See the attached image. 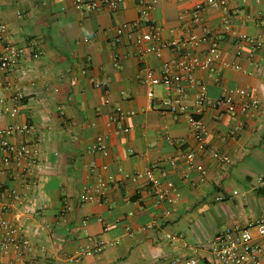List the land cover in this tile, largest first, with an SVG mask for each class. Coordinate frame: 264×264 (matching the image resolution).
<instances>
[{"label": "crops", "instance_id": "crops-1", "mask_svg": "<svg viewBox=\"0 0 264 264\" xmlns=\"http://www.w3.org/2000/svg\"><path fill=\"white\" fill-rule=\"evenodd\" d=\"M156 1L150 15L161 45L191 30L205 33L191 24L195 6L206 0ZM74 2L0 0V38L25 49L11 69L0 67V106H11L18 93L25 96L18 113L3 116L0 130L32 124L34 134L10 141H36L40 147L36 165L24 161L13 167L3 163L0 147V192L8 194L6 202L14 192L21 199L4 215L22 226L28 257L37 264H188L191 259L215 264L211 246L218 235L264 212V47L251 54L245 43L238 58L236 38L223 32L229 20L237 31L264 40V0H226L227 10L209 7L204 13L205 27L225 35L216 70L194 71L208 97L216 100L245 88L260 100L257 112L232 116L224 107L201 115L209 147L231 163L200 149L188 116L168 111L165 86H156L151 99L143 83L145 67L162 76L166 62L182 56L203 60L210 43L183 52L163 47L140 57L128 39L115 41L119 25L139 19L140 1L125 0L115 11L87 15ZM195 94L189 90L186 98L191 112ZM117 107L128 114L129 131L120 134L108 126ZM103 133L108 155L95 150ZM190 151L196 153L192 162L185 157ZM152 165L175 183L173 205L159 204L146 180L130 179ZM100 181L106 183L102 198L83 203L84 188L94 189ZM167 208L170 216L164 214ZM96 247L101 250L72 259ZM0 264H17L15 252Z\"/></svg>", "mask_w": 264, "mask_h": 264}, {"label": "built area", "instance_id": "built-area-1", "mask_svg": "<svg viewBox=\"0 0 264 264\" xmlns=\"http://www.w3.org/2000/svg\"><path fill=\"white\" fill-rule=\"evenodd\" d=\"M125 0H75V7L83 14L87 15L93 11H115ZM141 3L140 17L138 20L126 22L119 25L116 29V43L123 42L128 39L133 45L140 57L160 52L163 47H169L176 51L183 52L189 46H199L203 43H210L211 48L207 51L203 60L195 58L187 60L186 56L166 62L162 76H159L156 71L150 67L143 69V83L148 86V97L155 96V87L163 85L168 90V95L165 100V105L168 111L181 116L186 115L191 120L195 138L199 147L203 151H208L215 159L222 163H231V158L221 153L219 150L209 147L207 137L209 130L201 117L207 109L221 110L227 108V112L236 116L239 113L257 112L260 109V100L250 89H237L234 94L226 93L219 99H211L207 94V86L203 81L197 78L194 71L199 68H207L216 70L218 63L223 60L222 41L225 35L222 33H213L204 25V13L209 7L217 9H228L226 0H206L195 6L192 13L191 27H203L204 34H198L195 31H190L187 35H179L161 45L159 32L152 25L150 12L156 5V0H137ZM148 28L142 31V27ZM223 32L234 36L236 42V55L238 58L244 56L243 45L246 43L250 47L251 54H254L259 49L264 47V40L256 38L245 33L237 31L229 20H226L223 25ZM1 25V29H4ZM25 49L14 43H4L0 38V67L6 70L11 69L16 65L23 56ZM39 57V53L34 54ZM233 68L239 71H244L240 63H234ZM97 87H101L103 83L96 82ZM189 90L196 91L195 106L191 112L189 104L186 103V98ZM25 96L18 93L12 97L11 106H0V122L6 113L16 114L23 105ZM128 114L121 108L117 107L108 126L115 125V132L129 131V128L124 126ZM35 133V127L32 124H14L8 126L4 130H0V147L4 150L2 158L3 163L11 167L26 161L30 166L36 165L37 157L40 153L38 142L30 141L21 144H15L10 141V137L17 134L32 135ZM107 134H101L96 142L95 150L104 155H108L106 142ZM186 159L190 162L196 159V153L190 151L186 154ZM175 164V160H171ZM104 170L107 166L103 167ZM29 170L25 168V174ZM159 172V174H157ZM2 168H0V174ZM202 174L206 171L203 169ZM133 182L146 180L154 199L159 204L173 205L177 201V187L175 183L168 178L166 170H158L156 165L150 166L148 169L137 171L130 175ZM106 183L100 181L99 184L91 189L84 188L85 195L81 201L83 203L95 202L100 200L105 192ZM7 193L0 192V263L2 257L15 252V262L17 264H37L34 260L28 257L30 243L23 234L21 225L13 222L4 214L13 210L17 203H21V199L17 193H13V200L5 201ZM166 216L171 215V209L167 208L164 212ZM168 238L175 239L174 236L168 235ZM101 250V247L95 249H82L72 259H77L82 256L92 255ZM211 253L215 264H264V212L256 221L249 222L245 225H236L229 227L221 232L211 246ZM188 264H198L196 259H191Z\"/></svg>", "mask_w": 264, "mask_h": 264}]
</instances>
